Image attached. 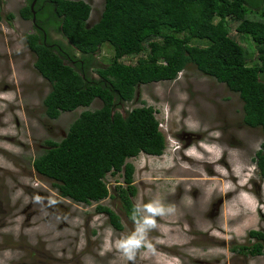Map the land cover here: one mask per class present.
Returning a JSON list of instances; mask_svg holds the SVG:
<instances>
[{"label": "rangeland", "instance_id": "rangeland-1", "mask_svg": "<svg viewBox=\"0 0 264 264\" xmlns=\"http://www.w3.org/2000/svg\"><path fill=\"white\" fill-rule=\"evenodd\" d=\"M85 1L93 24L104 0ZM0 4V264H264V254L236 250L256 241L250 230H264V179L255 162L264 133L244 123L239 93L193 64L173 81L140 85L141 101L122 110L142 101L154 106L167 147L160 156L142 152L127 159L135 166L131 199L139 218L126 213L118 194L128 189L123 171L107 175L105 199L75 202L62 197L33 160L48 140H62L81 112L100 108L102 100L50 119L44 98L51 84L36 69L25 40L35 30L20 12L27 0ZM54 38L67 42L63 34ZM237 38L254 64L255 44ZM112 57L109 45L97 53L100 64ZM98 205L117 212L123 229Z\"/></svg>", "mask_w": 264, "mask_h": 264}, {"label": "trees", "instance_id": "trees-1", "mask_svg": "<svg viewBox=\"0 0 264 264\" xmlns=\"http://www.w3.org/2000/svg\"><path fill=\"white\" fill-rule=\"evenodd\" d=\"M43 1L34 6L41 28L36 24L25 40L36 55V69L51 84L44 98L46 115L57 119L102 100L100 108L82 111L62 140H48V148L33 160L35 170L54 180L62 197L99 202L110 195L107 175L123 171L128 189L119 187L118 194L126 213L139 218L131 199L136 194L135 166L127 159L142 152L160 156L167 140L154 106L142 101L122 108L141 101L140 85L173 81L189 64L239 93L244 123L264 133V0H104L101 17L93 24L88 23L92 6L85 0H49L40 10ZM32 3L27 0L20 10L26 19L34 17ZM52 28L67 42L55 40ZM237 35L255 44L254 64ZM106 45L113 57L100 64L97 53ZM255 162L264 179V139ZM97 210L106 213L116 229H123L113 209L98 205ZM249 237L256 241L236 250L264 254V230H250Z\"/></svg>", "mask_w": 264, "mask_h": 264}, {"label": "flooded vegetation", "instance_id": "flooded-vegetation-1", "mask_svg": "<svg viewBox=\"0 0 264 264\" xmlns=\"http://www.w3.org/2000/svg\"><path fill=\"white\" fill-rule=\"evenodd\" d=\"M37 1H38V0H36V1L33 0V3H34V2H35V3H34V5H33V7L31 6L32 9L34 8V6H35V4H36ZM47 2H49V0H44V1H43V4H42L41 6H39V9L42 10V8H44V4H46ZM33 3H32V4H33ZM0 5H1V4H0ZM34 12H35V16H37V11L35 10V8H34ZM31 20H32V22H33V27L35 28V25L37 24V22H36L37 20L34 21L33 18H32ZM37 25H38V24H37ZM38 27L41 28V26H39V25H38ZM34 31H35V30H34ZM34 31H33V32H34ZM50 34H51V36L54 38V36H55V35H58L59 32H57L54 28H52V29H50ZM54 39L57 40V38H54ZM51 45H54V44L52 43ZM55 45H56V44H55Z\"/></svg>", "mask_w": 264, "mask_h": 264}, {"label": "water", "instance_id": "water-1", "mask_svg": "<svg viewBox=\"0 0 264 264\" xmlns=\"http://www.w3.org/2000/svg\"><path fill=\"white\" fill-rule=\"evenodd\" d=\"M35 1H36V0H35ZM34 3H35V2H34ZM34 3L32 4V7H33ZM33 20L36 21V16H35V14H34Z\"/></svg>", "mask_w": 264, "mask_h": 264}, {"label": "clouds", "instance_id": "clouds-1", "mask_svg": "<svg viewBox=\"0 0 264 264\" xmlns=\"http://www.w3.org/2000/svg\"><path fill=\"white\" fill-rule=\"evenodd\" d=\"M264 202V201H263ZM261 208V207H260Z\"/></svg>", "mask_w": 264, "mask_h": 264}]
</instances>
